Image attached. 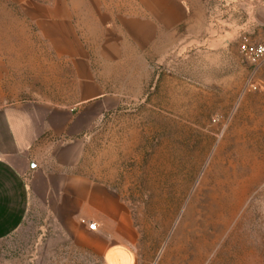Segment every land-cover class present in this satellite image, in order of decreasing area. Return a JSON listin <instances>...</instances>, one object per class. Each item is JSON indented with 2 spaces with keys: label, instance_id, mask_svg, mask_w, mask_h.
Wrapping results in <instances>:
<instances>
[{
  "label": "rangeland",
  "instance_id": "rangeland-1",
  "mask_svg": "<svg viewBox=\"0 0 264 264\" xmlns=\"http://www.w3.org/2000/svg\"><path fill=\"white\" fill-rule=\"evenodd\" d=\"M19 9L0 0V57H51ZM196 18L141 61L122 106L94 128L87 167L127 220L108 243H127L133 264H264V58L241 50L264 41V0H208ZM11 69L8 100L35 82ZM31 214L0 264H107L98 226Z\"/></svg>",
  "mask_w": 264,
  "mask_h": 264
},
{
  "label": "crops",
  "instance_id": "crops-1",
  "mask_svg": "<svg viewBox=\"0 0 264 264\" xmlns=\"http://www.w3.org/2000/svg\"><path fill=\"white\" fill-rule=\"evenodd\" d=\"M15 1L51 57H0V79L11 68L35 78L22 96L0 97V249L41 207L68 230L94 232L87 222L95 223L107 238L106 263L133 264L127 243H108L127 220L91 177L87 149L103 115L122 106L141 61L181 37L208 0Z\"/></svg>",
  "mask_w": 264,
  "mask_h": 264
},
{
  "label": "built area",
  "instance_id": "built-area-1",
  "mask_svg": "<svg viewBox=\"0 0 264 264\" xmlns=\"http://www.w3.org/2000/svg\"><path fill=\"white\" fill-rule=\"evenodd\" d=\"M242 53L249 57L254 62L264 58V41L258 43H250V42H243L241 45ZM91 230H96L97 225L95 223H91L89 225Z\"/></svg>",
  "mask_w": 264,
  "mask_h": 264
}]
</instances>
